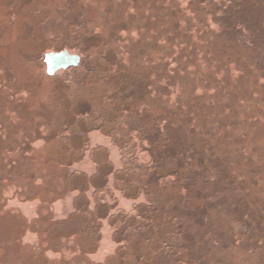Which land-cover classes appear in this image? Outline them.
Here are the masks:
<instances>
[{
	"label": "rangeland",
	"instance_id": "1",
	"mask_svg": "<svg viewBox=\"0 0 264 264\" xmlns=\"http://www.w3.org/2000/svg\"><path fill=\"white\" fill-rule=\"evenodd\" d=\"M245 2L264 24V0ZM204 5L178 14L216 29L222 10ZM257 27L251 47L245 33L194 39L188 67L212 81L215 50L224 86L191 91L190 73L165 90L153 0H0V264H264ZM60 50L80 63L48 75ZM199 138L194 170L179 153Z\"/></svg>",
	"mask_w": 264,
	"mask_h": 264
},
{
	"label": "trees",
	"instance_id": "2",
	"mask_svg": "<svg viewBox=\"0 0 264 264\" xmlns=\"http://www.w3.org/2000/svg\"><path fill=\"white\" fill-rule=\"evenodd\" d=\"M245 1L246 0H153L154 6L159 7L160 12L161 29L159 37L161 39L159 41L160 47L157 52L156 64L158 63V66L160 67L158 71V79L159 82H161L160 86H162V88L165 90L168 89L166 88L168 86L170 88L172 84L171 79H173V77H176L177 80L184 79V81H188V75H190V73L195 75L191 80L193 87L191 91H194V87L197 83H201V87L204 91L211 86L218 87L217 83H219V86L225 85V83H221L218 78V75L221 74L219 71L224 70L230 75L231 67L229 63L220 64L217 62L218 56L215 50L209 48L205 52V56L207 55V60L209 61L207 63L213 62L216 66L209 71L210 74L213 73L211 74L212 81L206 80L202 77L206 73L204 71L206 67L203 69L197 65L189 68L188 66L190 64L187 63L191 60L195 61L198 56L202 55L201 50L196 49L197 47L193 45L196 38V42L199 43L201 47L204 42L209 40V38H218V36H221V40H225L224 35L227 34H232L231 36L235 35V37H238L245 33L247 36V40H245L246 47H251L253 43L259 41V34L254 32L255 35H253L251 27L255 28L258 26L264 28V24L260 23L261 21L257 22L248 17L247 13L250 17H252V14ZM205 2H207L209 8H213L214 11L222 10L221 15H219L220 21L215 23L216 29L215 27H211L208 22L209 19L205 16L209 12L204 5ZM196 11H201L205 15L192 17L194 20L191 21L192 19L188 20L186 17L178 14L179 12H182L183 15L189 17L194 15ZM219 26H221V29L217 30ZM223 26H226L227 31L224 30L225 27ZM260 28L258 29L260 30ZM165 45H167L166 49L164 48ZM221 67L223 69H220ZM238 69L242 68L240 67ZM245 72L247 71L241 72L239 77L243 78ZM180 80L176 83V86L180 87ZM220 89H222V87ZM226 104L228 105V103ZM194 118V115H190L189 120L191 122H196ZM256 122L258 121L256 120ZM202 141L203 139L199 138V142L197 141L196 146H193L194 148L192 146L188 147L184 145L182 152L179 153L180 157H183L190 161L189 163H192V169L194 170H199L200 163L203 161ZM173 146L174 145L170 146L168 152L177 156L178 149L175 150V147ZM199 156H202V158Z\"/></svg>",
	"mask_w": 264,
	"mask_h": 264
},
{
	"label": "water",
	"instance_id": "3",
	"mask_svg": "<svg viewBox=\"0 0 264 264\" xmlns=\"http://www.w3.org/2000/svg\"><path fill=\"white\" fill-rule=\"evenodd\" d=\"M43 60L46 64L47 74L54 75L60 69L77 67L80 63V56L69 53L67 50H60L45 53Z\"/></svg>",
	"mask_w": 264,
	"mask_h": 264
}]
</instances>
